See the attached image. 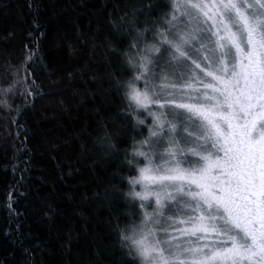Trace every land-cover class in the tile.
Wrapping results in <instances>:
<instances>
[{"label":"snow or ice","instance_id":"obj_1","mask_svg":"<svg viewBox=\"0 0 264 264\" xmlns=\"http://www.w3.org/2000/svg\"><path fill=\"white\" fill-rule=\"evenodd\" d=\"M166 7L151 26L114 22L125 46H107L129 73L107 74L120 118L139 134L123 152L136 213L117 225L121 245L131 264H264V0ZM31 67L21 61L0 78V111L22 115L41 95L21 75ZM104 127L96 144L120 155V132Z\"/></svg>","mask_w":264,"mask_h":264},{"label":"trees","instance_id":"obj_2","mask_svg":"<svg viewBox=\"0 0 264 264\" xmlns=\"http://www.w3.org/2000/svg\"><path fill=\"white\" fill-rule=\"evenodd\" d=\"M167 4L0 0V78L24 61L32 67L21 75L41 85L22 115L0 111V264H131L117 225L124 228L136 213L125 195L134 173L123 152L139 134L120 118L124 103L107 74L129 73L107 46H125L114 22L151 26ZM132 6L151 11L134 14ZM105 123L122 136L120 155H105L96 144Z\"/></svg>","mask_w":264,"mask_h":264}]
</instances>
